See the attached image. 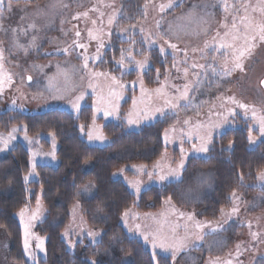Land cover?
Masks as SVG:
<instances>
[{"label":"rangeland","instance_id":"374dc122","mask_svg":"<svg viewBox=\"0 0 264 264\" xmlns=\"http://www.w3.org/2000/svg\"><path fill=\"white\" fill-rule=\"evenodd\" d=\"M181 2L188 6L184 12L171 18H162ZM223 2L224 0H150L145 12H141L133 23L121 20V17L129 19L128 13H120L123 10V0H42L36 3L5 0L4 5L0 6V24L3 25L0 29V50L3 52V59L0 60V81H3L0 85V112L17 110L34 114L59 108L78 113L89 102L94 108L95 122L85 133V138L90 144L97 146L110 142L103 131V123L121 121L129 130H135L159 118L166 121L167 140L164 133V141L168 149L163 157L150 166H127L125 170H132L134 175L132 172L129 175L122 173L121 177L137 197L153 186L165 188L172 184L177 185V194L165 199L158 211L142 213L133 207L127 211L128 215H124L122 221L127 232L152 252L153 234L170 244L187 237V246L176 254L174 261L172 250L161 249L157 244L155 253L169 256L173 264H228V261L232 264H264V181L258 175L254 186L259 191L248 198H245L248 189L237 192L235 198L231 197L230 206L223 212L209 214L203 206V200L214 188L213 175L206 171L188 172L185 169L190 157L207 156L213 139L235 127L236 121L240 119L245 120L250 129L251 147L264 141L258 120V117L264 116V90L261 83L264 80V42L257 41L251 55L244 58L242 70L235 69L230 74L227 70H222L221 65L226 58L229 59V68L232 67L231 54L227 49H215L226 31L223 27L226 18L231 26V17L236 14L231 7L225 12ZM258 2L259 0H227L229 5L236 4L237 7L249 3L255 7ZM9 3L11 11H8ZM162 4L165 5L163 12L160 11ZM77 13L87 15L77 17ZM240 15L244 13L241 12ZM248 15L257 23L264 20V14L259 11L252 12L249 9ZM109 18L112 19L111 24L108 23ZM77 32L80 33L79 37L76 36ZM89 32L92 36H89ZM217 32L220 33V38H217ZM120 38L124 41L132 39V42L124 46L115 57H108L106 52L115 44L113 40ZM206 43L211 46L206 48ZM80 44L85 47L80 48ZM144 44L147 49L157 48L161 51L163 48L164 54L172 55L175 59L174 69L155 88H148L142 79L148 63L144 69H140L132 59L147 60ZM171 44H175L176 48H171ZM122 50L123 65L117 63L121 60ZM85 56L89 58L87 68L84 67ZM91 72L109 75L93 77ZM29 76L32 77L31 80L28 79ZM111 77H115L125 87L121 89L113 83ZM141 81L145 89L162 88L163 93L146 92L144 101L139 102ZM90 83L93 87H89ZM109 86L122 93V98L118 101L110 98ZM185 86L188 88L187 98L177 100ZM81 95L83 99L78 101L77 98ZM98 95L105 98L99 105V112ZM134 97L138 100L135 110ZM109 100L111 104L117 105V110L112 115L105 114V110L112 111ZM128 100L129 105L124 109L123 104ZM167 100L178 106L175 109L167 107ZM77 103L78 108L74 107ZM241 105L248 107L245 109ZM158 107L164 108L163 114L155 113L149 119L143 118L145 108L154 110ZM253 110L256 111V117L252 116ZM129 114L132 119H139V123L128 124ZM185 120H189V123L185 124ZM237 123L241 125L240 121ZM197 124L203 126L199 135L207 134V126L218 125L211 129V140L206 153L193 150V144L199 146L201 143L198 135L194 133L193 139L187 138L189 131H194ZM173 128L175 132L172 131ZM89 132L103 135L106 139L89 140ZM0 138L8 141L7 147L0 142V155L18 144L29 149L31 172L27 181L36 176L34 171L38 165L59 164L56 156L59 146L53 135L42 134L33 138L23 126H18L8 134L0 133ZM182 148L185 151L182 152ZM181 159H184L185 165L182 178L176 180L169 177L160 181L159 175L162 172L166 174L169 167L177 168ZM158 163L159 169L156 168ZM141 166L146 168L140 170ZM148 173H152L151 177ZM134 182H140L138 193L133 187ZM94 188L90 184L79 192L78 202L71 211L69 226L63 234L70 245L72 242L85 240L95 244L103 233V218L89 214L90 209L82 207L83 200L94 196ZM169 198L170 202L166 203ZM234 207L238 210L232 214ZM21 211L17 217L21 221L23 235L25 224H28L29 245L35 259L25 252L29 261L36 263L37 257L45 252V239L35 232V223L43 217L44 211L39 207L25 208L23 218ZM33 214L36 219H31ZM189 215L193 217L192 220H188ZM196 222L204 224V228L197 229ZM137 225L140 226L139 230ZM217 225L219 229L212 231ZM89 231L98 235L90 237L87 234ZM141 233L148 234L149 239L145 240ZM253 233L258 234L256 239H253ZM6 235L4 233L0 236V258L3 253H8L9 256L10 240L7 241ZM196 235L203 236V239L196 240ZM41 239L43 249L39 247ZM118 253L114 248L100 251L98 257L111 259ZM130 261L131 257L123 256V264ZM10 262L15 264L11 260Z\"/></svg>","mask_w":264,"mask_h":264},{"label":"trees","instance_id":"16d2710c","mask_svg":"<svg viewBox=\"0 0 264 264\" xmlns=\"http://www.w3.org/2000/svg\"><path fill=\"white\" fill-rule=\"evenodd\" d=\"M36 3L42 0H19ZM150 0H123L122 12L133 23L145 12ZM188 6L181 2L173 6L162 18H171L184 12ZM124 12V13H125ZM122 15V14H121ZM125 21V22H126ZM106 52L113 58L132 42L115 39ZM143 48L148 66L142 79L148 88H155L174 69V57L157 48ZM112 56H111V55ZM104 60V59H102ZM129 100L123 104L127 109ZM94 108L89 102L78 113L55 108L41 113L17 110L0 112V133H10L23 126L30 137L53 135L58 142L57 166L38 165L36 176L27 181L31 172L29 149L18 144L0 155V228L10 240L9 257L15 264H123V256L131 257L128 264H173L169 256L153 252L123 225L124 214L135 207L140 212L158 211L169 196L175 197L177 185L162 188L153 186L135 195L121 174H131L125 167L157 163L167 151L164 133L167 123L159 118L138 129L129 130L121 121L103 123V131L110 142L104 146L90 144L85 133L94 121ZM102 121V120H96ZM241 123L238 125L237 122ZM236 121L235 127L216 136L207 156L190 157L186 171H206L213 175L214 188L203 200L209 214H218L231 204L233 193L248 189V198L259 188L254 185L264 171V141L250 146V129L245 120ZM83 126V131L81 130ZM132 175L133 172H132ZM94 185V196L82 201V207L104 222L103 233L97 243L88 240L72 242L63 236L71 220V211L78 202L79 192ZM42 208L43 217L35 223V232L45 239V252L31 263L24 249V235L17 214L25 209ZM116 249L111 259L98 257L100 251Z\"/></svg>","mask_w":264,"mask_h":264},{"label":"snow or ice","instance_id":"6c2138e0","mask_svg":"<svg viewBox=\"0 0 264 264\" xmlns=\"http://www.w3.org/2000/svg\"><path fill=\"white\" fill-rule=\"evenodd\" d=\"M5 0H0V6L4 5ZM147 5H145L146 7ZM169 7L171 6L170 4L168 5ZM223 7L225 12L228 11L229 7L232 8V10L236 13L235 15H233L231 17V26H229L228 22H227V18L225 20V23L223 24V27L226 29V31L224 32L223 38H220V33L217 32V38H220V42L218 44V47L215 49L216 51H219L220 49H227L230 51L231 54V63H232V67L229 68V59L226 58L223 62V64L221 65L222 70H227V73L230 74L232 71H234L235 69H243V60L246 56L251 55L253 49L256 47V43L257 41L259 42H264V20L260 21V22H255L254 19L252 17H250L248 15L249 9L252 10V12H256L259 11L261 14H264V0H259L258 4L253 7L250 3L249 4H241L239 7H237L236 4H232L229 5L227 3V0H224L223 2ZM11 4H8V11H11ZM165 9V5H160V11L163 12ZM243 12L244 15H240V13ZM80 15H87V13H77V17H79ZM102 15V14H101ZM0 19H2V12H0ZM93 23H96V21H93ZM108 23L111 24L112 23V19L109 18ZM3 28V25L0 24V29ZM76 36L79 37L80 33L77 32ZM89 36H92V33L89 32ZM95 38V37H93ZM213 43H215V40L213 41ZM103 45H101L102 47ZM171 48L175 49L176 45L175 44H171L170 45ZM211 45L206 43L205 47L208 48ZM80 48H84L85 45L80 44L79 45ZM161 51H163V48H161ZM129 56L131 57V53L129 52ZM96 58H99L98 56ZM3 59V52L2 50H0V60ZM88 57L85 56L84 57V67L87 68L88 66ZM132 59L134 60V62L139 66L140 69H144V66L148 63L147 60L144 61H135V58L132 57ZM215 62V60H214ZM117 63L123 65L124 64V55H123V50H122V55H121V60L118 61ZM125 67H127L126 65H124ZM0 67H2V65H0ZM194 67H200L203 68L204 65H194ZM187 72V70L185 69V73ZM90 75H92L93 77L96 76H105L107 77L109 74L108 73H104V72H91ZM29 80L32 79L31 76L28 77ZM113 83L117 84L121 89H123L125 87L124 84L120 83L118 80H116L115 77H111ZM9 80H10V76H9ZM262 84H264V81L261 82ZM3 84V81H0V85ZM89 87H93V85L90 83ZM141 97L139 98V102H143L145 99V93L146 92H150V91H154L157 94H162L163 93V89L162 88H158L155 90H148L145 89L143 86V82L141 81ZM187 94H188V88L187 86H185V90L183 92L180 93V95L176 98L177 100L179 99H186L187 98ZM108 96L110 98H114L116 101H118L119 99L122 98V93L117 92L114 88H112L111 86H109V92H108ZM80 99H83V95H81L80 97L77 98V100L79 101ZM105 101V98L103 95H98L97 98V111L99 112L101 110L100 108V104H102ZM235 102V101H233ZM109 103L111 104V101L109 100ZM138 103L137 98H133V106H134V110L135 107ZM190 103V101H189ZM165 105L169 108L175 109L178 105L174 104L171 100H167L165 101ZM74 107H79V104H75ZM112 107V111H107L105 110V114L106 115H112L116 112L117 110V105L116 104H111ZM242 108L247 109V105H241ZM232 111V110H230ZM155 113H164V108H155L154 110L149 109V108H145L143 110V118L144 119H149L151 118ZM256 111L253 110L252 111V116L256 117ZM259 123L261 125L260 127V131L262 134H264V116L258 117ZM128 124H137L139 123V119H132L131 118V114H129V119H128ZM185 124L189 123V120H185L184 121ZM201 127H203L200 124L196 125V129L194 131H189V133L187 134V138L189 140L193 139L194 137V133L196 135H198V138L200 140V145L197 146L196 144H193V150L196 152H202V153H206L208 151V143L211 140V129L213 127H218V125H209L207 126L208 130H207V134L206 135H199V130L201 129ZM81 130L83 131V126H81ZM15 131V129H14ZM173 132H175V128L172 129ZM11 139V137H10ZM88 139L89 140H105L106 137L103 135H93L92 132L88 133ZM165 139L167 140V133H165ZM0 142H2L4 144L5 147H7V143L8 141L3 140V138H0ZM181 151H185L183 148L181 149ZM35 167V165L33 164V168ZM184 159H181L179 165L177 168L173 169L171 167H169L168 172L165 173H161L159 175V180L160 181H165L166 179H168L169 177L175 178L176 180H180L182 178V171L184 170ZM146 168V166H141L140 170H144ZM156 168L159 169L160 165L159 163L156 165ZM149 176L151 177L152 173H148ZM259 177L262 181H264V172H260L259 173ZM133 187L136 189V192L138 193L140 191V182H134L133 183ZM88 189L86 188V191ZM233 198H235V193H233ZM170 202V198L169 201ZM237 208H233L231 210L232 214H235L237 212ZM223 212V209L221 210ZM21 217L23 218L24 216V212L23 210L20 213ZM125 216L128 215V213L126 212L124 214ZM183 215V214H181ZM188 220H192L193 217L191 215H189ZM31 219H36V215L33 214V216L31 217ZM207 223H211V222H207ZM204 224H201L199 222H196L195 227L197 229H203L204 228ZM250 226V225H249ZM187 228V226H185ZM137 230H139L140 226L137 225L136 226ZM219 229V225H217L216 227H214L212 229V231H217ZM131 230V229H130ZM88 236L90 237H95L98 235V233L94 232V231H89ZM65 235H67V233H65ZM141 235H143L145 240L149 239V235L145 234V233H141ZM154 239H153V255H155V249L157 247V244L159 245V247L161 249H171L172 250V260H175V256L176 254L183 248H185L187 246L186 244V240L187 237H185L184 239H181L175 243H167L165 239L160 238L159 235L157 234H153ZM258 236V234L253 233V239H256ZM29 232H28V224H25V232H24V249L27 252V254L31 257H33V259H35V254L32 251V249L30 248L29 245ZM196 240H202L203 236L201 235H196ZM39 247L41 249H43V240L41 239L40 245ZM238 248L240 247L239 245L237 246ZM93 264H96L95 261H93ZM158 264V262H157ZM228 264H232L231 261H228Z\"/></svg>","mask_w":264,"mask_h":264},{"label":"crops","instance_id":"0c3cea01","mask_svg":"<svg viewBox=\"0 0 264 264\" xmlns=\"http://www.w3.org/2000/svg\"><path fill=\"white\" fill-rule=\"evenodd\" d=\"M5 232L2 230V229H0V236L2 235V234H4ZM6 234V233H5ZM7 236V235H6ZM7 241H9V239H8V236H7ZM8 253H6V255H4V253H3V256L1 257V258H3V260H1V258H0V264H13V263H11L10 262V260H9V256L7 255Z\"/></svg>","mask_w":264,"mask_h":264},{"label":"water","instance_id":"95a60500","mask_svg":"<svg viewBox=\"0 0 264 264\" xmlns=\"http://www.w3.org/2000/svg\"><path fill=\"white\" fill-rule=\"evenodd\" d=\"M264 81V80H263ZM262 88H263V90H264V84H262Z\"/></svg>","mask_w":264,"mask_h":264}]
</instances>
